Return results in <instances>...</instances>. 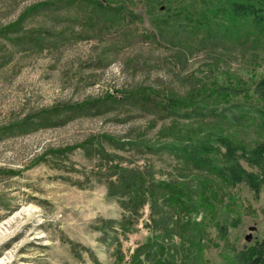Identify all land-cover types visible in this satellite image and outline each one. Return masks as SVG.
Wrapping results in <instances>:
<instances>
[{
	"label": "rangeland",
	"instance_id": "374dc122",
	"mask_svg": "<svg viewBox=\"0 0 264 264\" xmlns=\"http://www.w3.org/2000/svg\"><path fill=\"white\" fill-rule=\"evenodd\" d=\"M52 1L0 0V264H128L152 235L151 210L125 208L116 168L156 180L202 177L170 146L208 126L250 147L263 143L264 36L250 20L238 24L239 36L223 33L224 18H207L215 30L198 28L203 12L227 0H98L118 14L64 1L8 30L29 7ZM220 87L230 97L213 101ZM142 90L162 104L211 96L169 112L139 100ZM30 121V131L17 128ZM219 190L203 264H229L264 242V186Z\"/></svg>",
	"mask_w": 264,
	"mask_h": 264
},
{
	"label": "trees",
	"instance_id": "16d2710c",
	"mask_svg": "<svg viewBox=\"0 0 264 264\" xmlns=\"http://www.w3.org/2000/svg\"><path fill=\"white\" fill-rule=\"evenodd\" d=\"M64 1L67 2L66 6L68 7L85 2L94 10L107 9V11L120 13L111 5H105L98 0L43 2L25 10L18 20L8 27V30L15 29L40 8H46ZM263 1L227 0V7L220 6L203 12L205 13L203 14L204 20L200 21L197 26L198 28L215 30L216 24H212L207 18L210 16L224 18L227 23L224 22L223 33L228 31L229 34L234 33L239 36L242 29L239 28L238 24L250 20L254 25L253 34L264 36ZM218 32L222 31L219 30ZM260 86L258 88L259 95L264 97V81L260 83ZM211 93L212 96H215L213 101H217L218 97H230L227 90L221 87L211 91ZM210 96L207 94L204 96L195 94L185 98L173 96L167 100V103L162 104L155 103L150 98V94L142 90L139 100L142 99L141 101L146 104L151 101L150 103H155L162 110L176 112L183 106H201V103L210 100ZM104 98L118 101L112 94H108ZM199 99L201 101H198ZM101 102L102 100L86 105L90 108ZM23 123L24 125L20 124L17 128L21 131H30L31 121ZM207 128L212 130L204 131L200 135L192 131L188 133L187 141H180L170 146L178 158L184 160L198 174H203L202 177L194 175L191 179L184 177L181 180H156L152 177L149 178V174L138 169L116 168L115 174L118 175L117 180L120 184L118 192L130 198L129 204L125 205V208L129 209L131 214H138L146 205H149L151 210L152 235L147 242L134 250L128 264H203L206 248L203 243L207 227L206 222L207 220L215 222L214 213L217 211V201L221 198L219 190L221 186H236L247 183L256 194H259L264 186V142L250 147L242 141L234 140L231 136L223 134V129L220 127L213 129L208 126ZM105 138L110 139L108 136ZM91 143L88 141L86 144ZM241 160L258 168L260 173L247 171L242 166ZM200 214L203 216L201 220L198 219ZM232 224L236 226V224ZM217 226L219 232L227 233L226 226L219 223ZM229 264H264V242L240 251L233 260L229 261Z\"/></svg>",
	"mask_w": 264,
	"mask_h": 264
}]
</instances>
